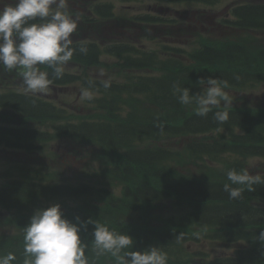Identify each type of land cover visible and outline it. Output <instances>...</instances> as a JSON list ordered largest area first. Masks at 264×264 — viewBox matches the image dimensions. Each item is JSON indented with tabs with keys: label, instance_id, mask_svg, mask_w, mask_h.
<instances>
[{
	"label": "trees",
	"instance_id": "1",
	"mask_svg": "<svg viewBox=\"0 0 264 264\" xmlns=\"http://www.w3.org/2000/svg\"><path fill=\"white\" fill-rule=\"evenodd\" d=\"M236 16L242 29L264 28V6L244 7ZM78 49L71 61L98 66L93 49L87 48L86 54ZM158 51L133 57L112 52L118 61L105 68L116 78L92 80L65 73L53 78L51 85L78 83L81 89L91 82L95 96L87 101V116L14 91L21 85L16 79L22 78L15 70L0 69V81L4 75L10 85L8 93L0 94V147L51 153L49 144L67 138L90 146L91 154L84 157L102 164L98 172L71 178L42 165L21 166L17 177L0 185V254L14 253L13 264H23V228L31 216L54 204L73 223L77 217L96 220L129 235L132 251L162 247L168 264H264V242L259 240L264 184L254 190L232 185L242 190L238 199L224 191L225 184L231 185L228 170L246 169L247 158L264 159V107L241 97L238 105L212 107L200 116L193 106L180 104L173 92L177 83L196 94L202 87L198 81L206 76L227 81L226 92L255 89L264 84V45L246 35L189 53L192 63L179 61L166 49ZM40 69L52 78L51 69ZM151 70L156 74H142ZM103 80H110L111 86L105 89ZM224 110L230 119L218 124L213 113ZM117 187L119 196L109 191ZM93 229L88 224L80 233L89 264H118L110 254L93 250ZM209 246L223 252L212 257Z\"/></svg>",
	"mask_w": 264,
	"mask_h": 264
},
{
	"label": "clouds",
	"instance_id": "2",
	"mask_svg": "<svg viewBox=\"0 0 264 264\" xmlns=\"http://www.w3.org/2000/svg\"><path fill=\"white\" fill-rule=\"evenodd\" d=\"M77 28L78 17L69 13L67 0H0V66L17 72L25 92L45 93L53 78L63 77L66 65L77 52L72 39ZM78 51L86 54L88 49L81 45ZM40 66L51 69L52 78ZM101 83L105 89L111 86L110 80ZM198 85L202 86L200 91L191 94L190 88L174 83L178 102L193 106L200 116L208 115L212 107L232 106V98L225 91L229 88L227 81L206 76L200 78ZM91 87L90 82L81 89L82 101L93 99ZM213 118L224 124L230 113L216 111ZM226 175L231 185L225 184L224 191L230 199H238L242 194L241 188L232 185H246L254 190L255 185L264 184V176L250 175L246 169H230ZM88 224L94 225L91 244L98 255L110 254L118 264H168V254L162 247L132 251L134 241L129 235L112 231L96 220L82 221L77 217L73 223L63 218L59 204L35 211L23 228V264H89L87 246L80 236ZM259 240L264 242V231ZM15 260L12 252L0 254V264H13Z\"/></svg>",
	"mask_w": 264,
	"mask_h": 264
},
{
	"label": "rangeland",
	"instance_id": "3",
	"mask_svg": "<svg viewBox=\"0 0 264 264\" xmlns=\"http://www.w3.org/2000/svg\"><path fill=\"white\" fill-rule=\"evenodd\" d=\"M105 1H113L114 9L116 10L118 15L123 16H129L132 17L135 14H138V11L144 10V5L146 3H153L151 0H105ZM228 0H223L221 5L216 8V10H219L223 6L226 5ZM244 1L245 3H258L261 2L260 0H239ZM158 7V6H157ZM165 7V6H164ZM126 18V17H123ZM181 24L184 23L183 19H177ZM124 22L123 20L121 21ZM116 33L118 36H116V39H122L126 38L130 40L131 42L136 41L135 44L137 46H149V42L144 38L140 37L139 35H135L134 29L131 27L130 24L122 25L120 29H118ZM199 32V30H197ZM107 32V31H106ZM105 32V33H106ZM113 34V32L111 33ZM111 37L110 39H112ZM264 41V36L259 37ZM67 69L77 73L79 72V69L74 67H67ZM66 89L56 88L55 91H53L50 87L49 90L45 93H31V94H40L45 99L52 101L55 104H59L63 106L66 109L74 110V111H86V104L84 101L80 99V92L81 87L78 83L69 85L65 87ZM18 90H22L21 92H25L23 88H19ZM246 94H249L248 98L251 102L259 105H264V85L258 86L253 90H249L245 92ZM230 97L232 98L233 103H236L237 101V94L235 93H229ZM240 97V96H239ZM52 152L57 155L51 161L50 158L44 159L40 156H26V154L18 153L16 152H5L3 150H0V185L5 180L10 179V177H17V170L18 168H22L20 165L23 163H26L25 169H31V166H36V164L44 165L47 167H56L62 170L63 173H66L69 178H71L74 174H80L81 172L86 173H95L98 172L100 169L99 163H97L95 160L89 158L85 159L82 157H79L77 155L79 153H86L87 147L85 146H78L76 143L69 139H62L58 140V142L52 143ZM89 149L92 151L90 146H88ZM175 150L178 149V146L174 147ZM75 152V154H74ZM24 155V156H23ZM39 155H46L45 153H41ZM70 155H73V159ZM32 157V158H31ZM258 163L257 160L251 161L250 165H255ZM12 173L13 175H9V173ZM109 191L111 194L119 195L120 194V187L117 188H109ZM210 252L212 255L218 251V249H214L213 247H210Z\"/></svg>",
	"mask_w": 264,
	"mask_h": 264
},
{
	"label": "flooded vegetation",
	"instance_id": "4",
	"mask_svg": "<svg viewBox=\"0 0 264 264\" xmlns=\"http://www.w3.org/2000/svg\"><path fill=\"white\" fill-rule=\"evenodd\" d=\"M137 1V0H136ZM153 3H146L144 5L146 13L151 12L152 16L162 20L161 25L163 29H172L176 31L177 37L175 42L180 44H187L189 39L193 37V33L197 30L220 33L224 29L232 28V5H225L219 10L223 0H151ZM10 2V0H8ZM68 11L74 16L78 17V31L82 32L84 38L95 40L100 37L108 39L111 32L119 31L117 26V19L105 18L106 7L105 0H67ZM162 5H165L162 6ZM158 6V7H157ZM112 8H110L111 10ZM139 13V12H138ZM170 16L172 20L183 19L184 23L178 26L177 24H170ZM113 24V25H112ZM144 24L138 21L135 16L133 27L135 30H141V25ZM107 31V32H106ZM106 32V33H105ZM185 34H182V33ZM80 34H74L72 39L75 42H80ZM182 38V39H181ZM172 40V38H168ZM106 40L100 42V45Z\"/></svg>",
	"mask_w": 264,
	"mask_h": 264
}]
</instances>
